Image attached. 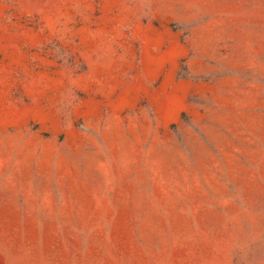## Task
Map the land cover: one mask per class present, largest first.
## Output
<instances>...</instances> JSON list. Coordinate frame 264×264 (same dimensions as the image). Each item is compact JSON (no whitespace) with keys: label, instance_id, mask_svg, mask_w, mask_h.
<instances>
[{"label":"rangeland","instance_id":"rangeland-1","mask_svg":"<svg viewBox=\"0 0 264 264\" xmlns=\"http://www.w3.org/2000/svg\"><path fill=\"white\" fill-rule=\"evenodd\" d=\"M0 264H264V0H0Z\"/></svg>","mask_w":264,"mask_h":264}]
</instances>
